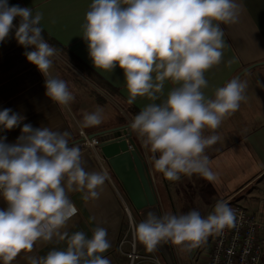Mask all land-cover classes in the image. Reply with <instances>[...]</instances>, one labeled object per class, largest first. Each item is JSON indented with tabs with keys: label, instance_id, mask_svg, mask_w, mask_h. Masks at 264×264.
I'll list each match as a JSON object with an SVG mask.
<instances>
[{
	"label": "clouds",
	"instance_id": "clouds-1",
	"mask_svg": "<svg viewBox=\"0 0 264 264\" xmlns=\"http://www.w3.org/2000/svg\"><path fill=\"white\" fill-rule=\"evenodd\" d=\"M239 13L237 0H91L85 13L82 38L93 66L105 72L122 69L129 104L137 97L149 99L129 127L154 154V169L169 181L193 174L216 179L205 150L220 138L204 131L218 129L239 110L247 99V83L234 77L209 98L205 73L224 58L221 24L236 23ZM42 18L39 11L0 0V43L15 29L27 60L45 77V95L67 106L74 95L65 80L51 73L58 50L45 40ZM16 19L18 24L13 23ZM166 81L175 86L165 96ZM24 120L4 108L0 132L20 127ZM103 120V108L97 107L83 113L80 126L94 127ZM69 136L66 130L30 123L23 124L14 143L0 135V200L6 205L0 207L2 264L32 252L38 241L54 240L66 246L28 256L29 264H111L103 255L111 246L106 228H94L91 237L67 231L77 212L68 193L81 192L84 201L98 199L109 179L106 170L85 169L80 147ZM237 217L234 208L218 200L207 216L195 209L183 214L149 211L134 224V233L148 252L169 242L190 251L210 235L232 228Z\"/></svg>",
	"mask_w": 264,
	"mask_h": 264
},
{
	"label": "crops",
	"instance_id": "crops-1",
	"mask_svg": "<svg viewBox=\"0 0 264 264\" xmlns=\"http://www.w3.org/2000/svg\"><path fill=\"white\" fill-rule=\"evenodd\" d=\"M18 1L22 7L32 8L33 12L39 11L42 14L41 26L48 37L65 46L71 53L87 65L91 71L119 91V97L116 96L113 99L116 98L121 101L122 104H129V93L126 88L122 69L117 67L113 72H105L101 69H96L88 55L87 43L82 38L83 29L81 25L84 23L85 13L89 9L91 0ZM237 2L240 4L238 21L234 24H221V27L224 29V39L226 41V46L223 50V61L220 65L214 66L205 73L208 86L204 89V92L209 98L214 96L217 87L223 86L227 81L236 77L247 68V66L254 65L256 62H264V0H237ZM15 21L18 24V21ZM14 32L13 30L5 42L0 43V110L11 108L13 111L22 114L25 120L20 127L0 132V135L6 136V142L14 143L16 141L17 137L21 134V127L24 123H30L33 127L48 126L52 130H66L70 133L69 142L76 145H79V143L76 142L83 138H78L77 136H81L82 133L86 134V130H96L95 133L92 134L105 132L102 131L105 130L104 123L94 127L81 128V122L77 119L72 107L75 104L74 101L77 102V99H74L67 106H61L52 102L50 98L45 95V77L34 64L27 60L24 55L25 48L17 43L14 38ZM28 50L31 51L32 49L29 48ZM229 61L231 63H229ZM255 72L243 79V81L247 83V88L245 90V95L247 97L246 101L241 103L239 110L234 112L231 116H228L230 120H232L233 125L238 127L236 130L231 129L226 132L228 138L233 136L238 137L236 138L237 141H233L236 143L233 148L239 150L240 142H243L246 150H243L241 153L245 154L247 151L252 157L250 160L244 155L246 161L249 162V167L251 164L252 165L248 172H244L246 177L241 187L234 192L225 191L221 194V197H218L222 200H231L238 205H240L239 201L241 200V196L239 195L244 193L246 188L253 186L260 177L264 178V71L262 73ZM51 73L54 75L52 71ZM62 77L63 76H59L61 79ZM84 81L86 85H88V82L91 83L88 79H84ZM91 84L94 86L91 87V89H95L100 94L102 90L97 88L93 83ZM174 86L175 85L170 81H166L164 85V95L166 96L167 92ZM105 95L107 97L109 94L105 92ZM106 99L107 98H105V100ZM89 100L92 99L89 98ZM106 102L109 103L110 101L106 100ZM149 102V99L146 97H137L130 105L141 110V108ZM75 105L74 108H77L80 118H82L83 113L89 112L84 104L79 103ZM122 110L124 117L131 122L132 120L126 115V111L124 113V109ZM206 130L204 132H206ZM128 131L130 132L131 129H128ZM76 138L78 139L74 140ZM244 147L241 149H244ZM229 148H231L230 143L227 146V149ZM94 151H81L85 169L87 171L110 169L109 166L106 165L100 152ZM141 153L145 156L147 163H149L147 156L153 157L154 155L149 154L150 152L147 145L141 146ZM225 153L227 152L220 153L221 155L219 156L223 157ZM242 156L243 155L238 158L240 159ZM213 163L212 161V164ZM242 164L244 163H241V165ZM148 166L155 188L152 171L153 167L151 168V164H148ZM113 176L116 179L114 174ZM116 181H113V179L111 180L109 176V179L105 181V184L99 190V198L95 200L90 199L89 201H84L82 199L83 193L81 192L71 191L68 193L77 212L69 221L67 231H83L87 236L91 237L94 228L98 226L106 228L111 246L103 255L110 259L111 264H129L127 258L119 249V242L123 234L122 231L125 226L126 216L123 209L122 197L116 186L119 182L117 181V183ZM205 181L206 180L198 174L181 176L180 180L177 182L168 180L167 183L170 187L174 189L172 184L176 183V187L180 189L179 192L173 191V205L176 203V209L175 207H173V209L176 213L177 206L182 204L181 199H185L184 202L187 205L183 204L181 210L186 207V209L190 211L194 205L203 207V212L208 211L211 202H213L210 195H208L212 193V190L207 188V183H205ZM118 185L122 188L120 183ZM116 194L119 199L116 197ZM177 200H179L180 205ZM5 206V202L0 200V207ZM65 246V241H38L34 245L32 252L19 253L10 264H29L28 256H43L52 248H63ZM140 249H142L143 253L145 252L154 256V253H149L141 247ZM0 264H2V262H0ZM140 264H152V262H142Z\"/></svg>",
	"mask_w": 264,
	"mask_h": 264
},
{
	"label": "rangeland",
	"instance_id": "rangeland-1",
	"mask_svg": "<svg viewBox=\"0 0 264 264\" xmlns=\"http://www.w3.org/2000/svg\"><path fill=\"white\" fill-rule=\"evenodd\" d=\"M13 23L17 24L15 20L13 21ZM13 30L15 31V29H13ZM62 63H65V62H62ZM256 63H259V62H256ZM71 69L73 71H75V69L72 66H71ZM263 71H264V65L258 66L256 68L248 71L241 78V80H243L246 76H250L251 74H253V72H255V73L261 72L262 73ZM62 79L68 83L70 90L73 92L74 99L75 100L77 99V102L74 101L75 104H79V103L84 104L87 107V109L89 110V112L94 111L98 107V105L94 99H93L94 101L89 100L90 92L92 90L91 87H94L91 83L88 82L87 83L88 85H86V84L84 85L82 83L79 85V88H78L77 86H75V84L73 85L71 83V81L68 80L66 77H62ZM100 94L103 95V96L101 95L103 98L105 96V98H107L106 100L110 101L109 103H104L106 105L103 107L104 120L102 122V123H104V125H107V127H110L107 130V131H109V130H112L114 127V124H115V120H114L115 118L114 117L119 115L118 113L122 114L123 113L122 109H124V113H125V108H124L125 106L123 107L122 102L117 100L116 98L113 99L114 98L113 96L107 95V97H106L105 92L101 91ZM74 105L72 106L73 112L77 116V119H79L80 122H82V118H80L79 112H78L77 108H74ZM122 115H124V114H122ZM231 129L236 130V129H238V127L236 125H233L232 120H230V118L227 117L226 119H224L222 121V123L218 129L206 130V132H204V135H206V136L211 135L213 133L217 134L220 139L214 145L209 146L205 150V154L209 157V162H210L209 165H211L210 168L216 174V179L214 182H210L204 178L206 180L205 183H207L206 184L207 188L212 190V193H209L208 195H210V198H212L213 202H211L208 211L202 213L203 216H207L209 213H211L213 211L216 202L219 199L222 200L221 198H218V197L222 196L221 195L222 193H224L225 191L234 192L239 187H241L242 183L244 182L243 180L246 177L244 172H246V171L248 172L251 169L252 164L249 167V165H248L249 162H247L246 158H245V156H246L248 159L251 160L252 159L251 155L247 151L245 154L241 153L243 150H246V148L244 147L245 146L244 143L240 142V149L239 150L233 148L236 145V143L233 141H237L236 138H238V137L233 136L231 138L230 137L228 138L226 132L231 130ZM134 137L137 139V141H138L137 146H138L139 150L141 151V146H143L145 144H143V143L141 144V142H142L141 139L133 131V137L132 138H134ZM229 143L231 145V148L227 149V146L229 145ZM241 146L244 147V149H241L242 148ZM148 150L150 152L149 154L152 155L153 153L151 152L149 147H148ZM224 152H227V153H225L223 157H220L219 156V155H221L220 153H224ZM241 155H243V156L239 159L238 157ZM147 159L149 161V163H147V164H149V165L151 164V168H152L153 167L152 157L147 156ZM212 161L214 162L213 164H212ZM241 163H244V164L241 165ZM106 171L109 174V176L111 177V180L113 179V181H116V179L113 176L112 170L110 171V169H108V170L106 169ZM152 171H153V179H154L155 186H156L155 187L156 194H158L157 197H159L158 200H159V207H160L161 213L163 214L166 212H171V213L175 214L176 212L173 209V207H175V209H176V203H174V205H173V201H174V198H173L174 192L173 191L179 192L180 189L176 187V183L172 184L174 186V189L172 187H170L169 184L167 183L168 180L163 176L162 173L155 170L154 167L152 168ZM182 176H184V175H182ZM118 184H116V186L120 191L123 206H124L123 209H124V213L126 216L125 226H124L123 231H122L123 234L121 235V239H120V242H121L123 238L129 240L132 236V234H129V236L127 234L129 219H128L127 213L125 211V204L127 205L128 209L130 210L131 217L133 219V223L135 224L141 220L139 218L140 212H136L133 210L132 205H131L128 197L123 192V188H120ZM239 196H241V200L239 201L240 205H242L244 208H246L250 213L257 214L259 216L260 220L264 223V178L260 177L258 179V181L253 186L246 188L244 193H242ZM116 197L119 199L117 194H116ZM177 201H178V204L180 205L179 200H177ZM184 201H185V199H181L182 204L180 206H177V213L176 214H183V213H186L189 211L186 209V207H184L185 210H184V208L181 210V207L183 206V204H185ZM195 201H196V198H195ZM193 204H194V202H193ZM215 235L216 234L210 235L202 244H200L196 248L191 249L190 251H184L181 249L180 246L173 245L170 242L173 253L175 255L176 263L177 264H204V261L207 257V253H208V250H209L211 242H212V238ZM207 241H209V242H207ZM136 242L138 245V249H140V247H141V248L145 249V251H147L145 246L142 243H140L138 239H136ZM127 248H129V244L125 245V249H127ZM139 251L141 252L142 249H140ZM149 253H151V252H149ZM152 253H154V256L149 255L145 252L143 253V251L141 252V254L152 256L153 259H155L154 263L151 261L152 264H157L156 260H158L160 264H167L165 262L163 256H161V254L157 250L153 251ZM151 262H149V263H151ZM128 263H129V261H128Z\"/></svg>",
	"mask_w": 264,
	"mask_h": 264
},
{
	"label": "water",
	"instance_id": "water-1",
	"mask_svg": "<svg viewBox=\"0 0 264 264\" xmlns=\"http://www.w3.org/2000/svg\"><path fill=\"white\" fill-rule=\"evenodd\" d=\"M264 62L251 65L240 72L236 78ZM129 125L109 131L87 135L88 139H100L99 152L121 184L133 209L140 212L141 220L149 211L162 214L154 188L151 172L145 156L131 136ZM84 140L77 141L76 143ZM158 249L167 264H177L170 242L161 244Z\"/></svg>",
	"mask_w": 264,
	"mask_h": 264
},
{
	"label": "built area",
	"instance_id": "built-area-1",
	"mask_svg": "<svg viewBox=\"0 0 264 264\" xmlns=\"http://www.w3.org/2000/svg\"><path fill=\"white\" fill-rule=\"evenodd\" d=\"M82 137L84 140L79 142L81 151H99L98 137L88 139L85 133H82ZM225 202L237 211V222L232 228H225L212 238L204 264H264V223L258 215L250 213L231 200H225ZM125 211L129 219L127 234L132 236L129 240L123 238L120 242L121 253L127 258L129 264L155 262L152 256L143 255L139 251L133 219L126 204ZM126 244H129L127 249H125ZM156 262L160 264L158 260Z\"/></svg>",
	"mask_w": 264,
	"mask_h": 264
},
{
	"label": "trees",
	"instance_id": "trees-1",
	"mask_svg": "<svg viewBox=\"0 0 264 264\" xmlns=\"http://www.w3.org/2000/svg\"><path fill=\"white\" fill-rule=\"evenodd\" d=\"M9 5H19L22 7L18 0H8ZM18 21V19H16ZM43 35L45 40L52 46H54L58 50V54L56 58L54 59L53 67L51 71L53 72L54 76H63L66 77L68 80L71 81V83L75 86H78L80 84H85L84 79H88L91 83H93L97 88L101 89L102 91L106 92L107 94L116 97H119V91L112 87L110 84H108L105 80H103L101 77L97 76L91 69L85 65L78 57H76L73 53H71L65 46L59 44L55 40L48 37V35L43 30ZM65 62V63H62ZM62 63V64H61ZM71 66L75 69L73 71L71 69ZM248 67V66H247ZM90 71V72H89ZM82 76H81V75ZM84 79H83V78ZM90 98L95 100L98 107L103 108L105 106L104 103H107L106 100L95 90L92 89L90 92ZM93 100V101H94ZM94 102V103H95ZM125 106L126 115L129 117V119H133L134 115L138 113L140 110H138L136 107L130 105V104H123ZM115 119V124L113 129L126 127L130 124L129 120L124 117L121 113H118ZM106 131L110 127H107V125L104 126ZM96 131V130H95ZM95 131L86 130V134H92L95 133ZM131 136L133 137V130L131 129ZM78 138H81L82 136H77ZM78 138L74 139L77 140ZM135 143L138 145L137 139L134 137ZM73 140V141H74ZM133 208V207H132ZM134 210V209H133ZM135 211V210H134ZM140 218V217H139ZM141 220V218H140ZM209 242V241H207ZM172 248V247H171ZM157 251L160 253L159 249L157 248ZM161 254V253H160ZM162 256V255H161Z\"/></svg>",
	"mask_w": 264,
	"mask_h": 264
},
{
	"label": "flooded vegetation",
	"instance_id": "flooded-vegetation-1",
	"mask_svg": "<svg viewBox=\"0 0 264 264\" xmlns=\"http://www.w3.org/2000/svg\"><path fill=\"white\" fill-rule=\"evenodd\" d=\"M116 179H117V178H116ZM117 181H118V180H117ZM118 182H119V181H118ZM202 208H203V207H198V206H194V205L192 206V209L198 210V211L200 212V214L203 216V214H202V213H203V211H202L203 209H202Z\"/></svg>",
	"mask_w": 264,
	"mask_h": 264
}]
</instances>
